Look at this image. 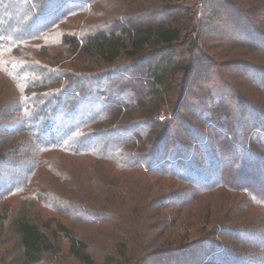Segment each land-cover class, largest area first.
<instances>
[{"label":"rangeland","instance_id":"374dc122","mask_svg":"<svg viewBox=\"0 0 264 264\" xmlns=\"http://www.w3.org/2000/svg\"><path fill=\"white\" fill-rule=\"evenodd\" d=\"M68 1L55 0L53 7L64 10ZM224 1L222 15L209 24L211 33L203 34L199 25L207 19L204 15L210 0H90L87 9L69 15L44 38L0 51L8 62H30L36 67V63L41 62V65L64 70L69 74L64 80L67 83L81 82L91 76L96 79L117 66L121 67L119 71L126 68L122 74L115 75V81L106 79L98 85L99 81L88 80L80 87L83 91L94 87L96 91L101 86L125 105L98 125L107 128L127 121L137 127L143 124L152 129L150 138L161 137L157 141L161 155L157 162L162 164L160 160L166 149L172 153L178 151L181 157L178 169L169 167V172L163 166L148 172L135 169L119 172L92 156L67 155L40 148L20 119L23 116L18 105L22 106V101L18 98L16 83L0 69V264H32L23 257L20 237L13 227V219L21 214L46 229L47 223L56 226L59 221L64 222L76 234L92 242L98 261H102L106 248L114 247L119 240L131 239L130 251L137 245L138 251L146 252L169 248L171 238L178 236L187 245L203 244L197 253L200 258L209 257L206 240H214L218 248L230 249L238 256L230 258L231 262H221L220 251H217L214 254L217 260H206L203 264H217L216 261L219 264H264L263 208L252 203L251 192L228 185H210L214 178L226 174L232 184L248 183L252 191L264 196V157L262 161L254 158V154L264 156V122L259 123L257 111L250 109L246 118H242L243 107L238 98L243 97L264 110L261 83L264 84V79L256 74L259 69L264 70V47L255 39L256 44L252 45L255 42H251L253 39L248 35L251 28L264 31V0ZM129 11L135 12L132 17L136 18L131 24L152 22L157 25L165 20L183 28L176 56L181 66L191 61V47L198 55L196 70H172L158 101L148 72L152 53L147 52L138 60L121 59L117 66L111 67L95 58L72 53L62 41L63 35L83 36L109 28L103 22L109 23L111 13L122 18L121 28L129 22ZM193 41L194 46H191ZM55 85L62 87L61 83ZM218 105L221 108L216 109ZM230 133L233 137H227ZM246 156L249 160L242 161ZM188 160L194 163L193 169L188 168ZM85 164L93 166L92 169L86 171ZM237 164L241 165L240 169ZM193 170L200 172L195 174ZM98 171L101 176L97 178L103 183L95 180L96 184L92 178ZM117 180L131 183L130 192L118 197L131 203L130 209L126 205L125 208L133 211L129 220L134 226L120 227L121 220L110 217L97 216L103 219L101 223L76 218L79 208L92 206L95 212L106 206L109 209L107 204L114 200ZM114 212L120 216L116 210L110 213ZM145 240L150 245L146 246ZM59 242L60 251L46 256L39 264H81L70 255L67 238L60 236ZM195 249L194 245L190 252ZM185 260L179 257L173 264ZM164 262L162 259L144 264ZM129 264L142 263L134 259Z\"/></svg>","mask_w":264,"mask_h":264},{"label":"trees","instance_id":"16d2710c","mask_svg":"<svg viewBox=\"0 0 264 264\" xmlns=\"http://www.w3.org/2000/svg\"><path fill=\"white\" fill-rule=\"evenodd\" d=\"M3 1L1 2L0 0V51H8L29 41L44 38L45 35L47 36L50 33V30L55 29L69 15L78 14L87 9L89 6L87 1L90 0H69L64 10L58 8L59 6L53 7L55 0ZM225 4L224 0H210L206 15H204L207 19L205 23L199 25L201 33H211L212 28L209 24H212L216 17L222 15V9ZM143 5L142 8H144ZM134 13L129 11V22L121 28H119V25L122 18L119 19L115 13H111L112 19L109 18V23L103 22L109 28L97 31L94 34L85 33L83 36L73 33L63 35L62 41L67 44L72 53L95 58L110 66L112 65L111 67L117 66L118 61L121 59L138 60L143 54L152 53L151 62L148 64V72L153 79V95L158 101V97L162 94V86H166L168 83L172 70L173 72L183 69L196 70L199 67V64L196 63L198 55L194 53L191 47L190 49H192L191 52L193 53L191 61L181 66L176 56L178 54L177 45L182 38L183 28L179 24H175L174 21L165 20L159 21L157 25L152 22L145 25L131 24L130 21L133 22L136 19L132 17ZM22 20H24L23 24H21ZM248 35L253 39L251 42L258 40L256 42L260 44L259 46L264 47L263 30L251 28L248 31ZM256 42L251 44L255 46ZM194 43V41L191 42V46H194ZM33 64H30V62L22 64H16L14 61L8 62L6 58L0 55L1 72H4L16 83L17 95L22 101V106L18 105V111L22 113L23 117H19L24 121L27 130L32 134L40 148L60 151V153L67 155L92 156L109 164L119 172L129 169L148 172L153 171L154 168L160 169L162 166L165 167L166 172H169V167L175 170L178 169L176 166L181 161L178 151L172 153L166 149L162 160H160L163 165L157 162V158L161 156L159 154L160 147H158L160 144L157 141L161 137L156 140L155 135H153L150 138L149 134L152 129H149L148 126L141 124L137 127L136 124L128 121L107 126V128L103 125H98L102 120L105 121L107 116L111 115L114 110L117 108L122 110L125 105L118 102V98L113 96V92L101 89V86L96 91L93 90L94 87L87 89V91L81 90L80 87L86 85L85 83L88 80L93 81L95 76H91V78L81 82L72 80L67 83L64 82L66 77L69 76L66 71L43 63L41 65V62L39 64L36 63L37 67ZM120 68V66H117L116 69L114 67V69L109 70H116V72L108 71L98 75L95 79L99 81L98 85H102L106 79L112 80L116 74L120 75L126 71V68L123 71H119ZM134 69H139V67H134ZM256 74L264 79V70L259 69ZM57 83H61L62 87L56 88L57 85L55 84ZM261 83L264 85L263 81ZM122 89L124 90L125 88ZM30 92H37L38 94L33 96ZM238 98L240 106L243 107L242 118H246L247 110L250 109L257 111L259 123L261 121L264 122L263 109L256 108L243 97ZM218 108H221V106H216V109ZM120 110H117L119 115ZM158 124L156 123L155 126ZM159 133L160 130L158 131ZM227 137L233 136L230 133L227 134ZM154 140H156V143ZM263 157L262 154H254V158L257 161H262ZM247 159L249 160L248 156L242 161ZM193 164L191 160H188V168L193 169L191 166ZM200 165L203 164L200 163ZM240 166V164H237L239 169ZM92 167L89 164L84 165L86 171L91 170ZM197 169L200 170L201 167L197 166ZM193 171L196 172L195 174L200 172L197 170ZM87 175L92 176L89 172H87ZM98 176H101L99 171L93 175L94 178L92 179L94 182L98 184L96 182L98 180L103 183V180L97 178ZM126 181L120 183L117 180L120 183L116 186L119 189V194H117L116 189L114 200L111 199L110 202L112 204H107L109 209L106 206L99 212H95L93 211L95 208L92 206L83 207V210L79 208L76 218L101 223L103 219H98L97 216H100V218L110 217L113 220H121L120 227H131V224L134 226V223L129 220V216L133 215V211H128L125 208L126 205L130 209L131 203L129 204L123 198L119 199L118 197V195L122 196L130 192L128 186L131 183ZM247 184L241 182L238 185L232 184L226 174H221L214 178L210 185L216 187L228 185L232 186V188L251 192L252 203L261 206L264 210V196L252 191ZM126 187H128V190L125 189ZM203 188H206V186ZM99 206H102V203ZM111 210L118 211L120 216L114 215L115 212L113 214L110 213ZM91 211L95 215L90 213ZM47 225L48 229L42 227L40 223L25 214L13 219L14 230L20 237L23 257L32 264H39L43 262L46 256L55 255L56 252L60 251V236L67 238L70 255L81 264H129L134 259L140 260L142 264L162 259H164L165 264H173V260L179 259V257H185L186 260L176 264H203L206 260H217V256L214 258V254H217V251H220L219 261L221 262H231L232 259L230 258L232 257L238 258L230 249L218 248L219 244L214 240H209V242L206 240L205 243L209 247L208 253L206 252L209 257L200 258L197 253L199 252V247L201 248L203 244L194 242L193 245H187L183 239L177 236L171 238L172 245L169 248H162V250L148 249L146 252L143 249L138 251L137 245H133L131 252L129 247L131 239L119 240L114 247L106 248V252L102 254V261H98L94 256L92 242L89 239L76 234L75 230L64 222L59 221L56 226H52L50 223H47ZM144 242L146 246L150 245L148 241L146 242L145 240ZM194 245L196 246L195 251L190 252ZM188 255L191 256L188 257ZM216 263L219 264L217 261Z\"/></svg>","mask_w":264,"mask_h":264}]
</instances>
